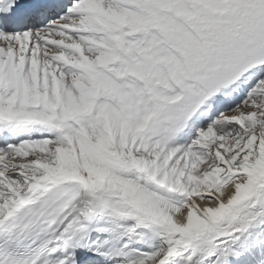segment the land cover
Returning <instances> with one entry per match:
<instances>
[{
	"label": "snow or ice",
	"instance_id": "6c2138e0",
	"mask_svg": "<svg viewBox=\"0 0 264 264\" xmlns=\"http://www.w3.org/2000/svg\"><path fill=\"white\" fill-rule=\"evenodd\" d=\"M0 264H264V0H0Z\"/></svg>",
	"mask_w": 264,
	"mask_h": 264
}]
</instances>
